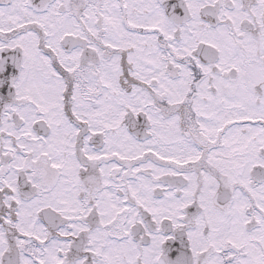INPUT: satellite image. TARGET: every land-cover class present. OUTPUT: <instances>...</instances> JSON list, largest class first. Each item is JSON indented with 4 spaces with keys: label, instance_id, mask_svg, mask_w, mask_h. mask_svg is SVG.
Listing matches in <instances>:
<instances>
[{
    "label": "snow or ice",
    "instance_id": "snow-or-ice-1",
    "mask_svg": "<svg viewBox=\"0 0 264 264\" xmlns=\"http://www.w3.org/2000/svg\"><path fill=\"white\" fill-rule=\"evenodd\" d=\"M0 264H264V0H0Z\"/></svg>",
    "mask_w": 264,
    "mask_h": 264
}]
</instances>
